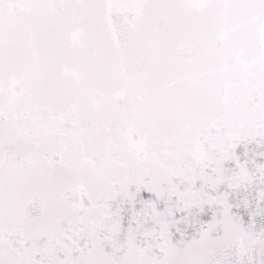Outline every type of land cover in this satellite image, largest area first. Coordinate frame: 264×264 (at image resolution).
Masks as SVG:
<instances>
[{
  "label": "snow or ice",
  "instance_id": "6c2138e0",
  "mask_svg": "<svg viewBox=\"0 0 264 264\" xmlns=\"http://www.w3.org/2000/svg\"><path fill=\"white\" fill-rule=\"evenodd\" d=\"M0 264H264V0H0Z\"/></svg>",
  "mask_w": 264,
  "mask_h": 264
}]
</instances>
